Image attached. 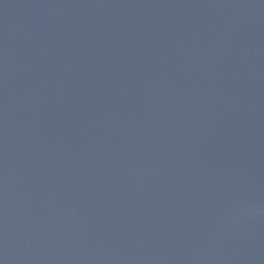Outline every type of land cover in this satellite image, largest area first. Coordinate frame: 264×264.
Listing matches in <instances>:
<instances>
[{"label":"water","instance_id":"1","mask_svg":"<svg viewBox=\"0 0 264 264\" xmlns=\"http://www.w3.org/2000/svg\"><path fill=\"white\" fill-rule=\"evenodd\" d=\"M0 264H264V0H0Z\"/></svg>","mask_w":264,"mask_h":264}]
</instances>
